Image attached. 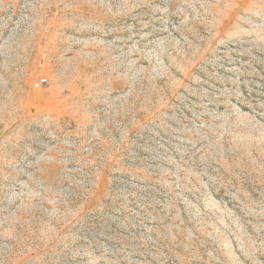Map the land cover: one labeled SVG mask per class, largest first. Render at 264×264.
<instances>
[{"label":"rangeland","instance_id":"rangeland-1","mask_svg":"<svg viewBox=\"0 0 264 264\" xmlns=\"http://www.w3.org/2000/svg\"><path fill=\"white\" fill-rule=\"evenodd\" d=\"M0 264H264V0H0Z\"/></svg>","mask_w":264,"mask_h":264}]
</instances>
